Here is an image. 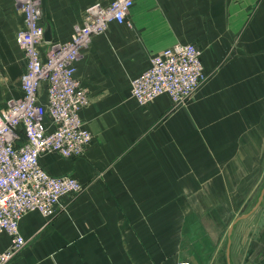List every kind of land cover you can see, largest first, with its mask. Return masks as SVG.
Instances as JSON below:
<instances>
[{
	"label": "crops",
	"instance_id": "crops-1",
	"mask_svg": "<svg viewBox=\"0 0 264 264\" xmlns=\"http://www.w3.org/2000/svg\"><path fill=\"white\" fill-rule=\"evenodd\" d=\"M109 1L41 0L44 26L66 41ZM128 21L76 62L85 154L41 156L83 188L51 217H22L26 243L8 264H264V0H134ZM23 24L15 0H0V108L23 95ZM176 42L201 48L206 79L181 103L141 105L132 78Z\"/></svg>",
	"mask_w": 264,
	"mask_h": 264
},
{
	"label": "built area",
	"instance_id": "built-area-1",
	"mask_svg": "<svg viewBox=\"0 0 264 264\" xmlns=\"http://www.w3.org/2000/svg\"><path fill=\"white\" fill-rule=\"evenodd\" d=\"M24 16L17 38L26 57L21 76L23 95L0 108V235L9 246L0 250V264H8L26 241L20 232L22 217L38 211L53 216L63 197L77 194L83 183L72 175H55L41 163L54 152L63 157L85 154L93 134L81 118L90 103L88 89L76 77V62L93 37L113 22L127 23L134 0H110L88 6L83 20L66 41L44 38L41 0H15ZM201 48L176 42L151 58L150 66L131 80V94L149 105L166 94L181 103L206 79ZM177 264H190L181 259Z\"/></svg>",
	"mask_w": 264,
	"mask_h": 264
},
{
	"label": "water",
	"instance_id": "water-1",
	"mask_svg": "<svg viewBox=\"0 0 264 264\" xmlns=\"http://www.w3.org/2000/svg\"><path fill=\"white\" fill-rule=\"evenodd\" d=\"M52 32H51V28L48 26L44 29V38L47 41H51L52 40Z\"/></svg>",
	"mask_w": 264,
	"mask_h": 264
}]
</instances>
